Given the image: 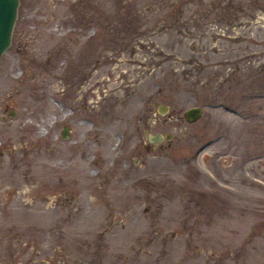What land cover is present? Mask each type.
<instances>
[{
  "label": "rangeland",
  "instance_id": "1",
  "mask_svg": "<svg viewBox=\"0 0 264 264\" xmlns=\"http://www.w3.org/2000/svg\"><path fill=\"white\" fill-rule=\"evenodd\" d=\"M0 264H264V0H19Z\"/></svg>",
  "mask_w": 264,
  "mask_h": 264
},
{
  "label": "water",
  "instance_id": "2",
  "mask_svg": "<svg viewBox=\"0 0 264 264\" xmlns=\"http://www.w3.org/2000/svg\"><path fill=\"white\" fill-rule=\"evenodd\" d=\"M18 2L19 0H0V56L10 43L11 31L16 17ZM167 109L168 106L165 104L158 103L156 105L158 113L163 114ZM200 114L201 107L198 105L187 107L183 111V115L188 122L194 121ZM68 134L67 126L63 125L60 129L59 136L65 138ZM169 137V133L162 134L160 132H155L153 134L148 133L146 135L147 140L151 142L169 139Z\"/></svg>",
  "mask_w": 264,
  "mask_h": 264
},
{
  "label": "trees",
  "instance_id": "3",
  "mask_svg": "<svg viewBox=\"0 0 264 264\" xmlns=\"http://www.w3.org/2000/svg\"><path fill=\"white\" fill-rule=\"evenodd\" d=\"M173 79H176V78H173ZM176 83H178V82H177V81H172V82L169 83V86H171V87H172V86H175Z\"/></svg>",
  "mask_w": 264,
  "mask_h": 264
}]
</instances>
